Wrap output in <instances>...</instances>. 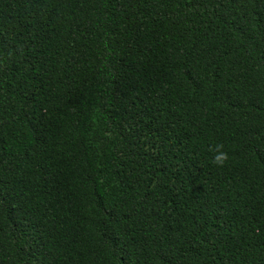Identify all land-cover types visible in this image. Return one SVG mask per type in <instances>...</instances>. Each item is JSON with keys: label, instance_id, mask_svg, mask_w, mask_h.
Here are the masks:
<instances>
[{"label": "trees", "instance_id": "1", "mask_svg": "<svg viewBox=\"0 0 264 264\" xmlns=\"http://www.w3.org/2000/svg\"><path fill=\"white\" fill-rule=\"evenodd\" d=\"M0 264H264V0H0Z\"/></svg>", "mask_w": 264, "mask_h": 264}, {"label": "clouds", "instance_id": "2", "mask_svg": "<svg viewBox=\"0 0 264 264\" xmlns=\"http://www.w3.org/2000/svg\"><path fill=\"white\" fill-rule=\"evenodd\" d=\"M221 146H217V151L214 153L213 156V162L216 163L217 165H222L226 159H227V154L223 152L222 150H219Z\"/></svg>", "mask_w": 264, "mask_h": 264}]
</instances>
